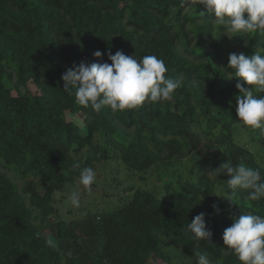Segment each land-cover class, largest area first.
<instances>
[{"label":"trees","instance_id":"16d2710c","mask_svg":"<svg viewBox=\"0 0 264 264\" xmlns=\"http://www.w3.org/2000/svg\"><path fill=\"white\" fill-rule=\"evenodd\" d=\"M200 10L182 0H0V264H195L197 251L241 264L224 254V229L241 212L264 215V200L231 192L213 170L230 160L264 179V148L251 147L264 136L249 129L237 140L239 78L224 68L229 53L264 52V35L230 37ZM124 48L183 77L170 101L97 114L64 91L73 62ZM74 159L110 173L122 165L126 181L107 183L119 197L94 191L71 206ZM201 212L213 236L197 248L185 226Z\"/></svg>","mask_w":264,"mask_h":264},{"label":"clouds","instance_id":"9594fccd","mask_svg":"<svg viewBox=\"0 0 264 264\" xmlns=\"http://www.w3.org/2000/svg\"><path fill=\"white\" fill-rule=\"evenodd\" d=\"M182 3L202 9L200 16L210 18L212 24L220 27L228 36L233 34L230 37H252L257 33L264 35V0H182ZM247 44L245 40L244 46L247 47ZM105 55L107 60L104 59ZM93 56L97 58L95 62H73L61 79L64 91L68 95L74 94L77 104L97 114L104 107L116 113L137 109L145 103L170 101L182 85V76L175 79L166 77L168 67L156 55L137 59L122 50H117L115 54L110 50H96ZM224 68L228 79L239 78L235 84L239 91L234 94L237 121L264 136V52L254 50L250 55L244 52L229 53L228 64ZM72 169L79 171V184L91 192L97 180L96 171L92 167H81V163L75 159ZM213 175L226 176L227 189L233 193L246 192L245 199L249 201L264 200V179L259 168L243 163L233 165L227 160L213 170ZM70 203L76 208L81 206L79 192L71 193ZM212 208L216 214H220L218 204L214 203ZM206 216L201 212L185 226V231L191 234L197 248L201 241L212 244L213 231ZM232 221L222 235L225 246L222 249H227L224 254L234 253L241 264H264V215L241 212L233 216ZM45 243L49 247H56L51 237ZM194 256L195 264H221L219 260L213 262L205 252H194Z\"/></svg>","mask_w":264,"mask_h":264},{"label":"rangeland","instance_id":"374dc122","mask_svg":"<svg viewBox=\"0 0 264 264\" xmlns=\"http://www.w3.org/2000/svg\"><path fill=\"white\" fill-rule=\"evenodd\" d=\"M124 53L126 55H133L135 58H138V56H135V54H133L129 48H124ZM30 88L32 90H35V85L31 84ZM70 118L76 120L77 122H81V118L78 115L70 116ZM238 124H239L240 128L236 131V138H237V140L241 141L242 143H246V142H248V140L250 138L249 133H248V130L250 128L243 126L240 122ZM251 147L253 149H255L256 151L261 149V148H264V141L263 140H256L254 142H251ZM110 171L111 170L108 168L107 169H104V168H97L96 169L97 180L94 183V185L92 186L91 192L86 191L83 188V186L79 184V181H78L75 189L77 192L80 193V198H82L83 200H87L90 197L91 193L94 194V191L95 192L99 191L100 194L102 192H111L112 196L114 197V200H116L115 197L116 198L119 197L118 196L119 191L111 188V184H107V183L112 182V180H111L112 177H110V176H112V174L117 175L119 177V179L126 181V173H125V170H124L122 165H120L119 168L114 167L113 173H110ZM60 196H61L60 193L56 195L57 198H59ZM70 205H71V203H70ZM65 207L67 209V206H65Z\"/></svg>","mask_w":264,"mask_h":264}]
</instances>
